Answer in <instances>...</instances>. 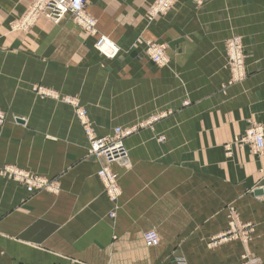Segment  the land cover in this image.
Listing matches in <instances>:
<instances>
[{
	"label": "crops",
	"instance_id": "0c3cea01",
	"mask_svg": "<svg viewBox=\"0 0 264 264\" xmlns=\"http://www.w3.org/2000/svg\"><path fill=\"white\" fill-rule=\"evenodd\" d=\"M84 1L120 45L116 57L99 54L69 17L14 31L31 0H0V171L13 164L58 184L29 194L0 172V264H240L244 254L264 264V153L235 143L248 124L264 131V0H177L153 18V0ZM234 34L246 77L225 87ZM146 41L166 43L165 65L145 56ZM37 86L75 97L98 134L148 122L124 139L128 166H113L114 213L96 176L104 161L88 153L72 107ZM230 206L252 223L251 241L208 247ZM150 229L155 247L144 245Z\"/></svg>",
	"mask_w": 264,
	"mask_h": 264
},
{
	"label": "bare ground",
	"instance_id": "6f19581e",
	"mask_svg": "<svg viewBox=\"0 0 264 264\" xmlns=\"http://www.w3.org/2000/svg\"><path fill=\"white\" fill-rule=\"evenodd\" d=\"M63 0H35V3L29 6L28 9L23 14L22 18L13 24H18L21 27H28L32 25L39 15H45L47 18H51L53 21L58 22L65 15L71 14L74 16L75 21L80 24L83 28L95 32V20L85 13V1L82 0V5L80 12L72 13L68 10L59 12L56 11L58 6L62 4ZM67 1V0H64ZM164 8L171 5L172 0H160L159 1ZM168 4H170L168 6ZM99 53L108 58H113L119 52L120 48L111 39L104 35H98L96 42L93 44ZM149 59L154 62L157 66H163L167 63L168 57L164 53V46H155L147 50ZM227 56L229 57V66L231 69L232 80L239 81L244 76L242 70V63L244 59V54L242 50V45L240 38L238 36H232L227 41ZM56 96H53L55 98ZM68 98V96H66ZM68 105H72L74 108V114L80 121L82 131L88 140V153L91 156L101 158L104 163L99 166L96 171V176L100 180L103 190L107 198L113 204L112 212L114 213L116 209V202L118 201L120 195V187L118 185L117 179L114 172L111 169L113 164H120L122 166H128V152L124 143V139L127 135L132 132L131 128L122 129L121 127H116L111 135H98L92 128L88 113L84 108H80L75 100L64 99ZM6 117L5 114L0 111V125H3ZM242 136L238 139L243 145L248 146L251 152L255 156H261L264 153V131L259 125L248 124L247 128ZM237 140V141H238ZM227 156L230 154L229 146H226ZM233 147V146H232ZM119 165V166H120ZM2 173L23 184L28 193H34L37 190L45 189L50 192L58 191V184L55 179L46 178L39 175H33L28 173V171L18 168L14 165H5L2 168ZM258 191V192H257ZM255 194L261 193L260 189L254 191ZM229 223L227 230L224 235L229 237H224L220 241H228L239 239L246 243L252 238V233L254 231L253 225L250 223H245L240 225L237 221L235 210L230 208L228 212ZM153 233L156 236L157 242L155 244H149L146 235L148 233ZM143 241L146 247H155L159 244V236L155 230H147L143 233ZM242 264H262L260 258H253L249 260H244Z\"/></svg>",
	"mask_w": 264,
	"mask_h": 264
},
{
	"label": "rangeland",
	"instance_id": "374dc122",
	"mask_svg": "<svg viewBox=\"0 0 264 264\" xmlns=\"http://www.w3.org/2000/svg\"><path fill=\"white\" fill-rule=\"evenodd\" d=\"M160 0H153L152 1V3L150 4V6H149V8H148V14H149V16L150 17H156V16H158V15H164V14H166V13H168L170 10H172V8L174 7V5H175V2L177 1V0H172V2H171V5L170 4H168V8L167 7H165L164 8V6L159 2ZM196 5H199V4H201L202 2H203V0H192ZM35 3V0H31V2L29 3V5L27 6V9H28V7L30 6L31 7V5H33ZM26 9V10H27ZM85 10V9H84ZM25 13V12H24ZM85 13L87 14V12L85 11ZM87 15H89V14H87ZM22 16H23V14H22ZM22 16L19 18V19H21L22 18ZM90 16V15H89ZM40 17H44V18H47L45 15H39L38 16V18L34 21V23L40 18ZM66 17H69V18H71V20L73 21V23L77 26V27H79L80 29H82V30H84V31H86L87 33H90V34H92L93 36H95L96 37V39H97V37H98V35H104V36H106V37H108L107 35H105V34H103V33H101L100 31H98V29H97V27H96V20H95V27H94V29H95V32L94 33H91L90 31H88V30H86L85 28H83L80 24H78L76 21H75V18H74V16L73 15H71V14H67V15H65V17H63L61 20H59L58 22H55V21H53L51 18H47V19H50L51 21H53V23H55V24H59L64 18H66ZM18 19V20H19ZM17 20V21H18ZM14 22H16V21H14ZM13 22V23H14ZM11 24L10 25V27H11V29L12 30H14V31H22V32H28L31 28H32V26L34 25V23L32 24V25H29L28 27H21V26H19L18 24ZM232 36H238L239 38H240V42H241V45H242V50H243V54H244V59H243V63H242V70H243V73H244V76L241 78V80H243L245 77H246V73H245V61H246V57H247V54H246V52H245V50H244V47H243V43H242V40H241V37L239 36V35H236V34H234V35H230L226 40H225V52H224V54H225V60H226V67H227V69H228V72H229V77H228V79L225 81V87H227V86H230V85H232L233 83H236V82H238V81H233L232 80V76H231V69H230V66H229V57L227 56V41H228V39L230 38V37H232ZM109 38V37H108ZM96 39H95V41L93 42V44L96 42ZM115 43V42H114ZM116 45L117 46H119V48H120V45H118L117 43H116ZM160 45H163L164 46V53H165V55L167 56V54H166V49H167V45H166V43H164V42H159V41H146L145 43H144V54H145V56L149 59V56H148V54H147V50L149 49V48H151V47H155V46H160ZM95 50H96V48H94ZM97 51V50H96ZM98 53H99V51H97ZM120 53V50H119V52L116 54V56L118 55ZM99 54H101V53H99ZM102 55V54H101ZM115 56V57H116ZM168 57V56H167ZM108 58V57H107ZM114 58V57H113ZM149 61L153 64V65H155V66H157L154 62H152L150 59H149ZM167 62H168V60H167ZM159 67H161V66H159ZM240 81V80H239ZM33 91H34V89H33ZM35 92H37V93H41V97H49V98H51L52 96H56V98L60 101V102H63V103H65V104H67L65 101H64V99H71V100H75L76 102H77V105H78V107H80V108H84L86 111H87V113H88V110L85 108V107H83V106H81V105H79V103H78V101H77V99L75 98V97H72V96H68V98L66 97L67 95H61V94H59V93H57L56 94V92H53V91H47V90H45V89H42V88H40L39 86H37L36 87V89H35ZM55 99V98H54ZM70 106L72 107V109L74 110V108H73V106L70 104ZM0 111H2L1 109H0ZM3 113H4V111H2ZM5 114V113H4ZM74 117H75V120H76V122L78 123V125L80 126V129H81V131H82V128H81V124H80V121L78 120V118H77V116L74 114ZM88 119H89V122H90V124H91V126H92V128L94 129V131L96 132V130H95V128L93 127V125H92V123H91V120H90V117H89V113H88ZM6 121V120H5ZM5 123V122H4ZM148 122H146V121H142V122H138L137 124H135V125H129V126H127V127H121L122 129H128V128H131L132 129V132L129 134V135H131L132 133H134V132H136L137 130H139V129H141L142 127H144L146 124H147ZM119 127V126H118ZM116 128V127H115ZM114 128V129H115ZM247 128V127H246ZM245 128V129H246ZM114 129H113V131H114ZM245 129L243 130V131H245ZM82 133H83V131H82ZM97 133V132H96ZM244 132H242L241 134H240V136L237 138V140L242 136V134H243ZM98 134V133H97ZM83 135H84V133H83ZM98 135H109V134H98ZM129 135H127V136H129ZM85 136V135H84ZM126 136V137H127ZM125 137V138H126ZM86 138V137H85ZM156 140L158 141V142H163L164 140H165V137L163 136V135H159V136H157L156 137ZM235 141V143H236V145L238 146V147H247V148H249L248 146H245V145H243L239 140L238 141ZM86 141H87V145L89 144L88 143V140H87V138H86ZM226 146H229V148H230V151L228 152L230 155H231V146L230 145H228V144H226V145H224V151H225V155L227 156V150H228V148L226 147ZM249 150H250V152H251V149L249 148ZM127 152H128V150H127ZM251 154H252V152H251ZM229 155V156H230ZM253 155V154H252ZM255 156V155H254ZM228 157V156H227ZM128 162H129V154H128ZM5 165H8V164H5ZM5 165H2L1 166V170H2V168L5 166ZM11 165H13V164H11ZM114 165H120V164H113L112 166H111V169H112V171H113V166ZM120 166H122V165H120ZM122 167H126V166H122ZM26 171H28V170H26ZM1 172V175L2 176H4V177H6V178H8V179H11V178H9V177H7V176H5L3 173H2V171H0ZM114 172V171H113ZM28 173H30V174H33V175H35V173L34 172H31V171H28ZM115 173V172H114ZM116 177V176H115ZM116 179H117V177H116ZM11 180H13V179H11ZM15 181V180H14ZM17 182V181H16ZM118 182V181H117ZM19 183V182H18ZM23 185V184H22ZM25 187V186H24ZM26 189V188H25ZM27 191V190H26ZM40 191H47V190H45V189H40V190H37V191H35L34 193H29V194H35V193H37V192H40ZM47 192H50V191H47ZM50 193H53V192H50ZM121 194V190L119 191V195ZM230 208H233L234 210H235V214H236V218H237V221L239 222V224L240 225H243V224H245V223H250V222H242L241 220H240V218H239V216H238V213H237V210L234 208V207H232V206H230V207H228L227 208V217H228V212H229V210H230ZM228 223H229V217H228ZM251 225H252V223H250ZM227 227H228V225H227ZM153 230V229H152ZM226 230H227V228H226ZM226 230H224L223 232H220V233H218V234H215V235H212V236H210L208 239H207V241H206V245H208V247H214V246H216V245H218V244H220V243H223V242H228V241H232V240H228V241H220L219 243L217 242L218 240H222L224 237H229V235H227V236H225L224 235V232L226 231ZM253 234H254V231H253V233H252V236H253ZM240 241L242 244L244 243V242H242L241 240H239V239H235L234 241ZM251 241V239L248 241V242H246V243H249ZM245 244V243H244ZM253 258H260V257H258V256H249V255H246V254H244V255H242L241 256V263L240 264H242L243 263V261L244 260H249V259H253ZM176 263L177 264H187V261L184 259V258H176Z\"/></svg>",
	"mask_w": 264,
	"mask_h": 264
},
{
	"label": "built area",
	"instance_id": "2783aa9c",
	"mask_svg": "<svg viewBox=\"0 0 264 264\" xmlns=\"http://www.w3.org/2000/svg\"><path fill=\"white\" fill-rule=\"evenodd\" d=\"M62 4H60L56 11L63 12V11H70L72 13L77 14V12H80L82 0H67V1H61ZM146 239L149 244H155L157 242L156 236L153 233H148L146 235Z\"/></svg>",
	"mask_w": 264,
	"mask_h": 264
},
{
	"label": "water",
	"instance_id": "95a60500",
	"mask_svg": "<svg viewBox=\"0 0 264 264\" xmlns=\"http://www.w3.org/2000/svg\"><path fill=\"white\" fill-rule=\"evenodd\" d=\"M258 192V191H257Z\"/></svg>",
	"mask_w": 264,
	"mask_h": 264
}]
</instances>
